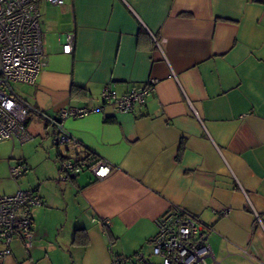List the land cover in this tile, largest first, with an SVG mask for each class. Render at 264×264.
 I'll use <instances>...</instances> for the list:
<instances>
[{"label": "crops", "instance_id": "crops-1", "mask_svg": "<svg viewBox=\"0 0 264 264\" xmlns=\"http://www.w3.org/2000/svg\"><path fill=\"white\" fill-rule=\"evenodd\" d=\"M38 8L45 65L13 90L51 117L67 106L92 110L63 126L112 170L57 184L53 127L30 115L26 131L40 137L42 156L30 190L42 203L30 208L31 249L15 239L0 264H110V251L156 264L149 241L172 205L212 227L215 264H264V1L40 0ZM150 35L166 40L162 52ZM151 79L153 94L131 113L101 99L103 89L120 95ZM76 229L86 243L73 241Z\"/></svg>", "mask_w": 264, "mask_h": 264}, {"label": "built area", "instance_id": "built-area-1", "mask_svg": "<svg viewBox=\"0 0 264 264\" xmlns=\"http://www.w3.org/2000/svg\"><path fill=\"white\" fill-rule=\"evenodd\" d=\"M40 0H0V142L17 140L24 142L31 138L25 122L35 114L53 127L52 143L58 149L57 182L70 183L84 171H90L97 180L105 178L112 165L103 159L90 164L86 161L88 150L71 137L63 126L69 118H80L92 110L67 106L51 117L36 109L15 93L12 83H32L44 67L42 38L39 26ZM53 6H61L65 0H45ZM155 48L162 52L166 41L150 35ZM73 35L66 38L62 51L69 53ZM154 80L140 87H134L124 94L103 89L101 99L110 103L118 113H131L137 104H142L154 92ZM21 162L11 168L12 176L27 173ZM41 199L33 190H19L11 195L0 196V260L9 253V246L15 239L29 250L32 247L34 231L30 208L41 205ZM258 218L257 214H255ZM106 224V223H105ZM156 233L150 239V255L159 258L160 264H206L214 256L208 242L212 227L196 216L172 205L155 221ZM111 254V264H153L148 256L137 253L134 259Z\"/></svg>", "mask_w": 264, "mask_h": 264}, {"label": "rangeland", "instance_id": "rangeland-1", "mask_svg": "<svg viewBox=\"0 0 264 264\" xmlns=\"http://www.w3.org/2000/svg\"><path fill=\"white\" fill-rule=\"evenodd\" d=\"M12 85L18 88L20 82L12 83ZM47 141L51 146V139L49 138ZM12 143L9 140L0 142V196L11 195L19 190H30L40 184L38 183L40 181V171L39 173L37 171L40 169V161L42 158L40 153V137L36 136L24 142ZM51 147L55 150V146L52 145ZM22 159L26 160L27 164L25 162L24 164L28 168V171L24 175L14 178L11 174V168L15 167ZM51 169L55 173L54 179H57L55 166L51 165ZM54 181L59 185L66 184L59 183L57 180ZM152 259L156 264H160L159 258L153 257Z\"/></svg>", "mask_w": 264, "mask_h": 264}, {"label": "trees", "instance_id": "trees-1", "mask_svg": "<svg viewBox=\"0 0 264 264\" xmlns=\"http://www.w3.org/2000/svg\"><path fill=\"white\" fill-rule=\"evenodd\" d=\"M255 2H263L264 0H254ZM43 112V111H42ZM45 113V112H44ZM46 114V113H45ZM30 115H34L36 116L35 114H30ZM29 115V116H30ZM28 116V117H29ZM28 117L26 119V122L28 120ZM38 117V116H36ZM40 119V117H38ZM26 122H25V127H26ZM12 141V140H10ZM98 158L95 157V155H93L92 152H90L88 150V155H87V158H86V161H88L90 164H92L93 162L97 161ZM22 164H24V161H20ZM19 162V163H20ZM34 192H35V189H34ZM73 241L76 243V244H84L86 243L87 241V236H86V233L84 230L82 229H76L75 232H74V237H73Z\"/></svg>", "mask_w": 264, "mask_h": 264}, {"label": "clouds", "instance_id": "clouds-1", "mask_svg": "<svg viewBox=\"0 0 264 264\" xmlns=\"http://www.w3.org/2000/svg\"><path fill=\"white\" fill-rule=\"evenodd\" d=\"M74 181V180H73Z\"/></svg>", "mask_w": 264, "mask_h": 264}]
</instances>
